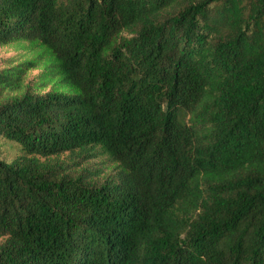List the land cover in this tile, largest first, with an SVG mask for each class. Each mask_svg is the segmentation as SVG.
Listing matches in <instances>:
<instances>
[{"label":"trees","instance_id":"trees-1","mask_svg":"<svg viewBox=\"0 0 264 264\" xmlns=\"http://www.w3.org/2000/svg\"><path fill=\"white\" fill-rule=\"evenodd\" d=\"M17 41L61 88L0 69V264H264V0H0Z\"/></svg>","mask_w":264,"mask_h":264},{"label":"rangeland","instance_id":"rangeland-1","mask_svg":"<svg viewBox=\"0 0 264 264\" xmlns=\"http://www.w3.org/2000/svg\"><path fill=\"white\" fill-rule=\"evenodd\" d=\"M133 35L134 33L132 32L124 31L122 38H130ZM26 61H37L38 64L27 71L23 82V93L43 94L50 90L61 88L60 85L56 84V80L50 79L44 82L43 73L46 71V65L50 58L42 47L26 41H17L0 46V69ZM0 147L1 155L7 159H12L18 154V147L13 143L2 142ZM41 159L49 164L59 178L63 175L74 179L81 176L87 183L89 181L92 186L98 187L101 186L107 175L112 173L117 167V164L110 162L106 156L96 158L89 156L80 157L69 152L59 156L42 157ZM4 239V237H0V243Z\"/></svg>","mask_w":264,"mask_h":264}]
</instances>
